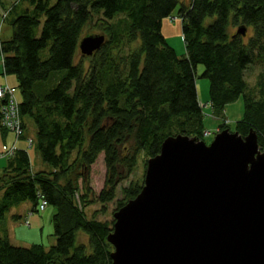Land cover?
<instances>
[{"label":"trees","instance_id":"1","mask_svg":"<svg viewBox=\"0 0 264 264\" xmlns=\"http://www.w3.org/2000/svg\"><path fill=\"white\" fill-rule=\"evenodd\" d=\"M20 1L28 7L9 20L13 35L1 42L0 67L2 75L17 77L24 132L26 119H32V146L50 169L34 170L27 149L3 156L0 264H112L114 247L108 236L114 221L88 217L86 208L114 201L138 156L155 157L167 137L181 133L204 139L205 114L196 83L199 64L210 80L216 116L243 97L245 111L236 131L246 136L256 130L264 150V0L181 4L183 56L162 30L163 20L181 0L16 4ZM91 25L105 34V43L94 55L77 58L83 32ZM240 26L247 27L246 35L238 33ZM136 42L140 45L132 48ZM254 66L260 72L251 90L246 71ZM3 103L0 99V117ZM227 127L222 124V130ZM101 156L106 177L96 192L90 172ZM142 187L133 181L124 192L132 199ZM41 197L56 208V243L50 248L43 243L15 245L5 226L7 214L28 201L35 212ZM80 232L88 235V245L78 243Z\"/></svg>","mask_w":264,"mask_h":264},{"label":"water","instance_id":"2","mask_svg":"<svg viewBox=\"0 0 264 264\" xmlns=\"http://www.w3.org/2000/svg\"><path fill=\"white\" fill-rule=\"evenodd\" d=\"M105 40L84 36L82 55ZM114 220L112 264H264V150L256 130L243 136L227 128L210 144L167 137L147 162L141 191Z\"/></svg>","mask_w":264,"mask_h":264},{"label":"rangeland","instance_id":"3","mask_svg":"<svg viewBox=\"0 0 264 264\" xmlns=\"http://www.w3.org/2000/svg\"><path fill=\"white\" fill-rule=\"evenodd\" d=\"M191 0H181V3L179 6L174 10L171 17H168L163 20V34L168 40V43L173 46V48L176 50L177 54L179 56H183L186 54V46L185 41L182 34V18L180 17V7L181 4L189 5ZM4 19V18H3ZM2 24L3 26V34L4 37L6 34L8 36H11L13 34L12 26L8 21H4ZM250 32L252 30L250 29ZM87 34H104L102 31L98 28H96L94 25L89 26L86 28V31L84 30L83 36ZM0 35H1V28H0ZM140 45V42H136L132 45V48H136ZM48 54V51H46L45 55ZM82 55L81 51L77 58H80ZM205 71V67L202 64H199L196 71V83L198 88V94H199V100L201 102V105L203 106V111L205 114V127L206 131L203 134V138L206 139L207 143L210 144L213 139L214 135L211 133H218L222 131V124L229 125L227 127L228 129H231L232 132L236 131V124L244 115L245 111V103L243 97H241L236 102H233L226 106V110L224 114H220V116H216V114L213 111V107L210 105V80L203 76ZM260 72L259 67H250L246 71V79L249 83V87L251 90L256 87L257 82V76ZM10 84L17 87V77L15 75H8ZM5 77L4 75L0 76V83L2 85L5 84ZM14 87V88H16ZM17 90V95L20 96V90L19 88ZM205 105V106H204ZM28 128H27V134L28 136H32L31 138L36 137V127L32 121V119L27 118L26 119ZM227 128H223L227 129ZM12 135H15L11 132ZM212 135V136H211ZM211 136V137H210ZM3 143V133L0 128V143ZM21 145H27L29 154L31 156L32 165L34 169H42L43 165L45 167H49L46 165L42 159L41 156L36 148V146H30L27 143V141L21 140ZM9 150H6L5 153L0 154V158H3V156L8 153ZM150 158H147L145 154H141L138 156V164L134 169L133 174L129 176L127 179L123 180L121 184L119 185V190L117 197L114 201L108 203L105 207V205L100 203H94L86 208V214L88 217H96L99 220L103 221H115L114 220V213L121 208V206H118L117 204L122 200L123 206L131 199L126 193L124 192V187H127L130 185L131 182H138L143 184L145 179V174L147 170L146 163L148 162ZM147 160V162H146ZM104 160L103 157H99L97 163L93 166L92 171L90 172L91 177V185L94 188L96 192H100V190L104 186L105 177H106V167L104 166ZM6 164V160H0V168H3ZM2 170V169H1ZM0 170V172H1ZM27 203L26 205H30L28 208H32L31 202H24ZM20 204L18 206H15L8 214L6 219L5 226L9 229V235L10 240L15 245L19 246H30L33 243L41 242L44 244L46 248H50L52 245L56 243V236L54 235V224H53V215L56 213V208L52 205H48L45 210L43 211H35L32 212V214L28 215V208L23 207ZM19 214L21 215V220H16L15 215ZM28 215L29 221L25 220V217ZM31 223V226H30ZM1 229V228H0ZM78 243H85L88 245L89 237L84 232H80L78 235Z\"/></svg>","mask_w":264,"mask_h":264},{"label":"crops","instance_id":"4","mask_svg":"<svg viewBox=\"0 0 264 264\" xmlns=\"http://www.w3.org/2000/svg\"><path fill=\"white\" fill-rule=\"evenodd\" d=\"M17 1L18 0H0V28H1V40L4 42V41H7V40H9V39H11V37H12V35L11 36H8L7 34H6V36L4 37V34H3V26H4V24H2L4 21H8L9 22V20H11V18L13 17V16H15L18 12H20V11H22V10H24L25 8H27L28 7V4L26 3V2H23V1H20L18 4H16L17 3ZM14 5H16V6H14ZM9 12V15H7V17L6 18H4L3 19V16H4V13L5 12ZM12 12V13H11ZM11 13V14H10ZM12 15V16H11ZM10 23V22H9ZM11 25V24H10ZM0 55H1V52H0ZM3 68H1L0 67V76L2 75V73H3V70H2ZM5 77V83H8L10 86H12L13 87V85H11L10 84V81H9V76L7 75V76H4ZM17 84H18V81H17ZM0 85H2V83H0ZM14 87H16V86H14ZM17 89V88H16ZM27 128H28V125H27ZM2 130V133H3V143L1 142L0 143V154L1 153H4L8 148H11V147H13L14 145H16V147H17V149H27L28 150V147H26L27 145H21L20 144V141L21 140H24V141H26V139L27 138H30V137H32V136H28V134H27V132H26V134H25V136L22 138V139H17L16 138V136L15 135H12L11 134V132H9V131H6V130H4V129H1ZM0 160H6V158H0ZM6 162H7V160H6ZM33 164V163H32ZM5 166H6V164H5ZM4 166V167H5ZM33 166V165H32ZM0 167H1V165H0ZM3 167V168H4ZM3 168H0V170L1 169H3ZM33 169H34V167H33ZM42 169H50L49 167L47 168V167H45L44 165H43V168ZM34 170H37V169H34ZM38 170H40V169H38ZM2 171V170H1ZM27 203H24L22 206L24 207H30V205H26ZM27 211H29L28 212V215L30 216L31 214H32V212H34L33 210H32V208L30 209V208H28V210ZM28 215L25 217V220H28L29 221V218H28ZM15 219L16 220H21V215H19V214H16L15 215ZM30 226H31V223H30ZM11 237V236H10ZM41 242H38V244H40Z\"/></svg>","mask_w":264,"mask_h":264},{"label":"built area","instance_id":"5","mask_svg":"<svg viewBox=\"0 0 264 264\" xmlns=\"http://www.w3.org/2000/svg\"><path fill=\"white\" fill-rule=\"evenodd\" d=\"M7 12L4 13V16ZM1 45V43H0ZM0 99L4 101L1 107L0 127L14 133L17 138L22 137L24 134L23 121L19 109V101L16 97V90L9 85L0 86ZM29 144L33 143L32 139L28 140ZM5 155H13L16 147L8 149ZM48 202L44 199L40 205L43 210Z\"/></svg>","mask_w":264,"mask_h":264},{"label":"bare ground","instance_id":"6","mask_svg":"<svg viewBox=\"0 0 264 264\" xmlns=\"http://www.w3.org/2000/svg\"><path fill=\"white\" fill-rule=\"evenodd\" d=\"M20 138H21V137H20ZM20 138H19V139H20Z\"/></svg>","mask_w":264,"mask_h":264}]
</instances>
